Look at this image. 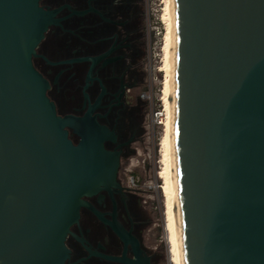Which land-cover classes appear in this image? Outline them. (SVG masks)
Returning <instances> with one entry per match:
<instances>
[{
	"label": "water",
	"instance_id": "1",
	"mask_svg": "<svg viewBox=\"0 0 264 264\" xmlns=\"http://www.w3.org/2000/svg\"><path fill=\"white\" fill-rule=\"evenodd\" d=\"M174 14L184 264H264V0H174ZM49 22L37 0H0V264H63L82 196L117 169L103 128L46 95L31 56Z\"/></svg>",
	"mask_w": 264,
	"mask_h": 264
},
{
	"label": "flooded vegetation",
	"instance_id": "2",
	"mask_svg": "<svg viewBox=\"0 0 264 264\" xmlns=\"http://www.w3.org/2000/svg\"><path fill=\"white\" fill-rule=\"evenodd\" d=\"M48 23L31 56L60 116L85 114L117 153L115 177L90 194L65 238L63 264H157L139 184L126 179L143 134V0H37ZM73 143L80 136L68 128Z\"/></svg>",
	"mask_w": 264,
	"mask_h": 264
},
{
	"label": "rangeland",
	"instance_id": "3",
	"mask_svg": "<svg viewBox=\"0 0 264 264\" xmlns=\"http://www.w3.org/2000/svg\"><path fill=\"white\" fill-rule=\"evenodd\" d=\"M163 0H143L144 23V60L143 83L140 91L143 108V134L136 143L133 157L129 160L126 179L131 178L139 184L141 195L150 219L146 241L148 247L154 249L157 264H174L169 260L167 234L163 214L162 180L158 176L159 140L164 121L161 101V83L163 72L159 70L165 22Z\"/></svg>",
	"mask_w": 264,
	"mask_h": 264
},
{
	"label": "bare ground",
	"instance_id": "4",
	"mask_svg": "<svg viewBox=\"0 0 264 264\" xmlns=\"http://www.w3.org/2000/svg\"><path fill=\"white\" fill-rule=\"evenodd\" d=\"M163 2L162 19L165 22V33L159 70L163 72L160 98L165 116L159 140L160 169L158 176L162 180L164 226L167 234L169 260L174 264H184L174 147V0H163Z\"/></svg>",
	"mask_w": 264,
	"mask_h": 264
}]
</instances>
